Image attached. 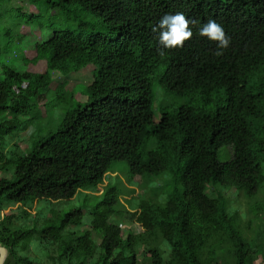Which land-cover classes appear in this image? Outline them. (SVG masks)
Wrapping results in <instances>:
<instances>
[{"label": "trees", "instance_id": "16d2710c", "mask_svg": "<svg viewBox=\"0 0 264 264\" xmlns=\"http://www.w3.org/2000/svg\"><path fill=\"white\" fill-rule=\"evenodd\" d=\"M70 2L91 9L109 35L53 30L35 50L47 56L51 68L69 61L98 67L88 83L92 100L66 113L56 131L17 155L14 178H0V199L70 200L81 187L101 182L113 161H126L131 176L167 170L177 186L166 201L142 199L130 213L141 232L124 236L118 224L109 222L117 212L116 190L111 187L90 221L102 234L98 256L89 232L77 236L75 243L72 237L62 238L68 224L82 221V209L75 208L44 230L43 238L56 243V253L50 252L48 260L255 264L261 255L259 264H264V246H253L243 237L229 198L231 192L255 195L264 182V0H60L63 6ZM175 12L196 21L190 25L193 36L183 47L161 55L152 28L162 15ZM209 19L222 24L230 37L221 55L215 54L216 42L197 34ZM7 48L11 50L12 44ZM20 48L24 61L28 53L23 40ZM155 83L178 95L197 93L199 98L173 110L160 108L154 122ZM32 96L30 72L16 62L4 64L0 141L32 121L25 112ZM152 138L156 146L145 148ZM224 146H232L233 153L221 161ZM4 158L0 147V161ZM211 183L222 186L213 196L206 191ZM4 222H0V245L8 250L4 264H39L17 251L31 231L10 230L1 226Z\"/></svg>", "mask_w": 264, "mask_h": 264}, {"label": "rangeland", "instance_id": "374dc122", "mask_svg": "<svg viewBox=\"0 0 264 264\" xmlns=\"http://www.w3.org/2000/svg\"><path fill=\"white\" fill-rule=\"evenodd\" d=\"M45 1L35 4L0 0V71L4 64L16 62L22 65V68L31 74V90L33 94L35 92L25 111L28 118L33 117L32 121L28 122L25 130L7 136L5 141H0L5 157L0 161V178H14L17 155L25 153L43 136L56 131L66 113L77 106L83 107L92 100L88 83L98 67H79L69 61L51 68L47 56L35 50L36 45L53 30H68L82 36L97 32L109 35V28L91 9H84L76 2L63 6L60 0H48L49 3ZM22 40L28 53L24 61H21ZM9 43L12 44L11 50L7 48ZM44 78L47 82L43 80ZM25 85L26 83H23V86ZM153 92L154 122L159 119L160 108L167 107L173 110L183 103H196L199 98L197 93L178 95L167 91L158 83H155ZM150 127L151 125L148 126ZM155 146L156 140L152 138L145 148ZM232 153V146L222 147L220 160L224 161ZM176 186L167 170L158 174L131 176L126 161H113L101 182L81 187L70 200L43 199L21 202L2 197L0 222L5 220L1 226H6L10 230L31 231L28 238L19 242L18 254L27 256L39 264H58L57 261L48 260L50 252L56 253V250L54 251L56 243L43 238L46 235L45 231L55 226L65 213L80 208L83 211L81 223L68 224L61 231L62 238L72 237L75 243L77 236L89 232L94 241L97 257L101 251L102 234L92 229L90 221L97 204L104 199L109 188L114 187L116 190L114 208L117 211L109 218V222L118 224L123 229L124 236H127L129 233L136 234L142 231V228L130 219V213L137 207L139 201L148 199L161 204ZM209 186L206 191L212 196L222 190L220 185L211 183ZM229 198L230 206L237 212L238 229L243 237L253 246H264V182L255 195L231 192ZM161 247L168 253L166 244L161 243ZM138 259L142 262L143 255H138ZM261 260V255L256 256L255 264H259Z\"/></svg>", "mask_w": 264, "mask_h": 264}, {"label": "clouds", "instance_id": "9594fccd", "mask_svg": "<svg viewBox=\"0 0 264 264\" xmlns=\"http://www.w3.org/2000/svg\"><path fill=\"white\" fill-rule=\"evenodd\" d=\"M196 21L186 17L183 12L165 13L153 26L152 31L157 34L158 51L163 55L164 50L180 48L193 36ZM197 34L207 38L208 41L216 42V55H221L222 50L227 48L230 37L226 34L222 24L214 19H209L197 29Z\"/></svg>", "mask_w": 264, "mask_h": 264}, {"label": "water", "instance_id": "95a60500", "mask_svg": "<svg viewBox=\"0 0 264 264\" xmlns=\"http://www.w3.org/2000/svg\"><path fill=\"white\" fill-rule=\"evenodd\" d=\"M7 255H8V250L3 245H0V264H4Z\"/></svg>", "mask_w": 264, "mask_h": 264}, {"label": "crops", "instance_id": "0c3cea01", "mask_svg": "<svg viewBox=\"0 0 264 264\" xmlns=\"http://www.w3.org/2000/svg\"><path fill=\"white\" fill-rule=\"evenodd\" d=\"M8 264V263H7ZM9 264H13L12 262H10Z\"/></svg>", "mask_w": 264, "mask_h": 264}]
</instances>
